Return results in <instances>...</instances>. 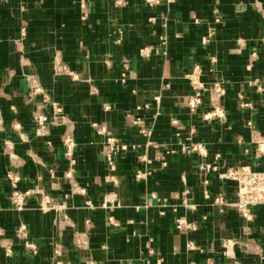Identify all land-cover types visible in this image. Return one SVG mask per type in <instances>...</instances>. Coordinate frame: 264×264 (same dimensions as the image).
<instances>
[{
    "label": "crops",
    "instance_id": "obj_1",
    "mask_svg": "<svg viewBox=\"0 0 264 264\" xmlns=\"http://www.w3.org/2000/svg\"><path fill=\"white\" fill-rule=\"evenodd\" d=\"M194 68L224 95L192 116ZM203 165L264 172V0H0V264H264V206L213 205L237 196ZM8 174L32 192L22 212Z\"/></svg>",
    "mask_w": 264,
    "mask_h": 264
},
{
    "label": "built area",
    "instance_id": "obj_2",
    "mask_svg": "<svg viewBox=\"0 0 264 264\" xmlns=\"http://www.w3.org/2000/svg\"><path fill=\"white\" fill-rule=\"evenodd\" d=\"M144 2L147 6H154L160 3L170 4L173 2V0H144ZM115 3L119 5L122 3V0H115ZM21 33L24 34V28L21 29ZM122 33L123 32L121 29L117 31V37L115 39V42L121 41ZM56 64L57 65H54L56 75L67 76L74 81H79L78 74L72 71L67 65H64V64L62 65L59 61H57ZM129 69H130L129 63L127 61L124 62L121 65V71L118 77L116 78V81L121 84H125ZM200 73L201 71L199 68H194V70L190 74L187 75V79L189 81L192 93L191 95L187 97L186 107H187L188 112L192 116H195L198 109L202 105L203 96L206 92L211 93L212 96H215V97H221L224 95V89L220 82L215 81L209 84L208 86H206L200 80ZM35 91H39V89L35 88ZM52 107H53L55 114H58L60 112V108L56 104H53ZM103 109L105 111H108L110 108L107 104H105L103 106ZM141 109L142 108L140 106L136 107L137 111H140ZM143 109H148V106L144 105ZM222 116H223L222 111L219 108L214 107L211 112H208L207 114L203 116V121L208 122L214 118L220 119ZM45 120L46 119L44 117L37 118L38 125L35 130L36 136H40L44 133ZM141 121H142V118L140 116L134 117L133 126H135V128H137L138 132H140L141 134L150 135V131L141 125L142 124ZM93 126L97 129L99 135L105 134V129L103 127H98L97 124H93ZM61 140L67 148L66 155L70 157L71 148L73 146L72 140L65 138V137H62ZM106 142L110 145L113 143V140L107 139ZM126 149H127L126 145H120L117 148V150L112 148L111 153L116 154L117 152L124 151ZM192 149L201 155H205L206 153L204 150V147L200 144L193 146ZM107 159L110 163L112 162L109 154L107 155ZM201 168L205 170H211L217 173L219 179L225 182L231 183L233 185L235 194L237 196V201L235 203L228 204L223 200V197L221 195H218L214 199L213 205L222 207V208H234L239 212V214L244 219L250 218L249 208L256 207V206H264V172L253 171L249 166H242L239 170L229 167L221 171L216 165L214 166L213 165H203ZM70 176H71V171L69 170L66 173V177L69 178ZM142 176L143 174L141 173L136 174L137 179L141 178ZM7 179L9 180L10 185H11V192L9 194L10 204L16 211L22 212L25 209L26 201L32 195V192L31 191L21 192L18 190L17 185L19 182V178L16 175L8 174ZM40 206L42 209H45V210H48L52 207L46 197H43L41 199ZM188 207L190 209H194V206L192 205H188ZM23 228L24 227L22 226L21 229ZM176 228L178 230L185 228L190 231H196L197 227L193 223L186 224L184 220L177 219ZM188 248L193 249L192 246H188ZM89 264H94V263H89Z\"/></svg>",
    "mask_w": 264,
    "mask_h": 264
}]
</instances>
